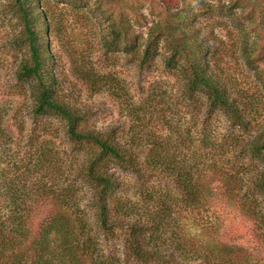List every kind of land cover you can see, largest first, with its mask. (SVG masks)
Returning <instances> with one entry per match:
<instances>
[{
  "label": "rangeland",
  "instance_id": "obj_1",
  "mask_svg": "<svg viewBox=\"0 0 264 264\" xmlns=\"http://www.w3.org/2000/svg\"><path fill=\"white\" fill-rule=\"evenodd\" d=\"M178 1V10L167 12L159 0H39L37 9L49 24L47 44L55 58L50 66L58 77L59 91L88 110L90 126L114 127L123 139L136 138L139 144L134 147L140 151V161L149 150V139L168 137L172 146L179 147L180 120L181 148L186 157L195 153L207 165L216 160V172L207 169V173L235 175L231 185L241 187L240 197H257V183L264 174V153L254 156L245 143L264 131L263 5L252 0ZM173 14L178 15L179 24L189 28V36L202 37L211 45L208 60L213 71L224 78L238 100L247 103L244 128L234 124L223 109L211 106L204 92L184 94L185 64L180 57H172L168 39H156L152 51L141 60L150 29ZM29 17L34 21L32 29L38 32L35 12L31 11ZM25 36V18L16 0H0V149L4 147L17 160L25 150L35 149L25 142L28 133L34 138L39 135L37 141L45 134L52 138L50 147L62 156L63 167L71 168L66 171L69 179H81L75 167L64 160L81 153L77 144L67 139L63 122L57 116L33 112V82L19 73L21 61L30 54ZM43 127L50 130L46 133ZM238 135L245 140L233 141ZM214 140L222 142L221 150L211 146ZM111 165L122 185L117 196L143 212V207L154 206L149 195L167 191L172 208L164 212L174 216L179 194L169 173L143 165L137 175L114 162ZM216 178L213 183L221 184V176L218 181ZM80 186L79 193L87 203V185ZM210 198V208L194 210L216 228L220 240L264 251L260 237L264 228L250 214L241 211L227 194L219 192ZM3 203L1 195L0 205ZM87 210L91 211L88 206ZM123 235V230L109 235L108 248L121 249ZM162 235V240L167 239L163 244H171L168 234ZM164 254L169 260L166 264H179L174 246Z\"/></svg>",
  "mask_w": 264,
  "mask_h": 264
},
{
  "label": "trees",
  "instance_id": "obj_2",
  "mask_svg": "<svg viewBox=\"0 0 264 264\" xmlns=\"http://www.w3.org/2000/svg\"><path fill=\"white\" fill-rule=\"evenodd\" d=\"M38 1L16 0L25 18V40L30 51L29 57L21 61L19 73L33 82V112L57 116L64 124L67 139L77 144L81 155L66 156L64 160L75 167L81 179H69L66 171L71 168L63 167L62 156L50 147L52 138L43 133L40 141L36 140L39 135L34 138L31 132L27 134L26 144L35 149L25 150L17 160L4 147L0 149V196L4 198L0 205V264H166L169 260L164 253L172 246L179 264H264V251L220 240L216 228L194 210L210 208V196L221 192L264 228V174L257 183V197L248 198L246 194L240 197L241 187L231 185L236 181L235 175L211 174L216 172V160L214 165L213 162L207 165L195 153L186 157L182 152L180 120L179 147L172 146L168 137L149 139L150 147L143 161L134 147L139 144L136 138L123 139L114 127L90 126L88 110L59 91L58 77L50 66L55 58L47 44L49 24L44 13L37 9ZM159 1L167 12L178 10V0ZM252 1L264 8V0ZM31 11L38 19V32L32 29ZM177 20L178 15L173 14L150 29L141 60L148 56L156 39H168L172 57H180L185 64L184 94L204 92L211 106L223 109L234 124L244 128L247 103L238 100L224 78L213 71L208 60L211 54L208 41L189 36V28ZM43 128L46 133L50 130ZM245 138L238 135L232 139ZM206 139L204 135L203 140ZM245 144L254 156L264 153V131ZM211 146L223 148L218 140L212 141ZM113 162L137 175L143 165L149 170L159 168L169 173L179 194V208L174 216L164 212L172 208L167 191L157 190L149 195L154 206L143 207V212L117 196L122 185L112 170ZM56 172L60 174L55 175ZM213 178L217 181L220 178L221 184L213 183ZM81 183L88 188L87 203L79 193ZM117 230L124 231L121 249L108 248L109 235ZM163 233L171 238V244H163L164 240L167 242L162 240ZM260 237L264 241V235Z\"/></svg>",
  "mask_w": 264,
  "mask_h": 264
}]
</instances>
